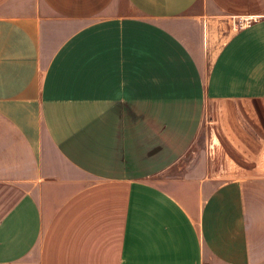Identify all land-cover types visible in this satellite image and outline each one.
Instances as JSON below:
<instances>
[{"label": "crops", "instance_id": "0c3cea01", "mask_svg": "<svg viewBox=\"0 0 264 264\" xmlns=\"http://www.w3.org/2000/svg\"><path fill=\"white\" fill-rule=\"evenodd\" d=\"M0 264H264V0H0Z\"/></svg>", "mask_w": 264, "mask_h": 264}, {"label": "rangeland", "instance_id": "374dc122", "mask_svg": "<svg viewBox=\"0 0 264 264\" xmlns=\"http://www.w3.org/2000/svg\"><path fill=\"white\" fill-rule=\"evenodd\" d=\"M224 105H228V104H224V103H221V104H219V105H217V106H212L211 107V109H214V108H216L217 107V110H218V120H219V122L221 123V128H222V130L226 133V135H227V131H229V130H227L226 128H227V126L225 125L226 124V122H228L229 121V118L232 116L231 114H227V113H222V111L224 110ZM253 106L251 107V110H253ZM252 113H246L247 115H248V118H250L251 120H252V125L254 126V129L256 128V124L257 123H259V121H260V119H261V117H262V114L263 113H261V112H259V111H257L256 109L255 110H253V111H251ZM224 126H225V128H224ZM256 131V130H255ZM228 138H229V136H227ZM236 140V139H235ZM260 149V146H256V151H258ZM244 161H246V163H244L246 166H251V164H254V162H256L255 163V166H256V164H257V166L259 165V163H261L260 161H259V159H256L255 161H250V160H244Z\"/></svg>", "mask_w": 264, "mask_h": 264}, {"label": "built area", "instance_id": "2783aa9c", "mask_svg": "<svg viewBox=\"0 0 264 264\" xmlns=\"http://www.w3.org/2000/svg\"><path fill=\"white\" fill-rule=\"evenodd\" d=\"M251 21H252L251 18H243V19H241L240 22H238V26L240 27V26H242L244 24H249Z\"/></svg>", "mask_w": 264, "mask_h": 264}]
</instances>
